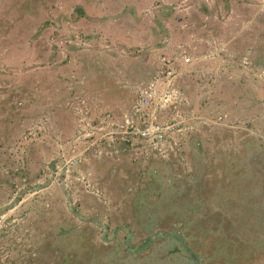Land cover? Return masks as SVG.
<instances>
[{
	"label": "rangeland",
	"instance_id": "obj_1",
	"mask_svg": "<svg viewBox=\"0 0 264 264\" xmlns=\"http://www.w3.org/2000/svg\"><path fill=\"white\" fill-rule=\"evenodd\" d=\"M0 264H264V0H0Z\"/></svg>",
	"mask_w": 264,
	"mask_h": 264
},
{
	"label": "built area",
	"instance_id": "obj_2",
	"mask_svg": "<svg viewBox=\"0 0 264 264\" xmlns=\"http://www.w3.org/2000/svg\"><path fill=\"white\" fill-rule=\"evenodd\" d=\"M171 72V70H167V75H165V77H168ZM156 83L155 81H151L140 90L136 103V105L138 104L137 109L140 110V112L142 110V108L139 107L140 104L150 105L154 101L155 104H159V107H161L166 104H173V102L178 99V91L173 87L171 79L166 81V86L162 91L158 90ZM151 113L153 114V111ZM141 114H148V111H143ZM121 127L122 128L118 131L121 134L119 138L127 143L133 142L132 140L135 138L157 145L163 141L165 137V129L155 120V117L148 118L147 120L145 119L143 123L138 124L134 121L133 117L129 115L125 117Z\"/></svg>",
	"mask_w": 264,
	"mask_h": 264
}]
</instances>
